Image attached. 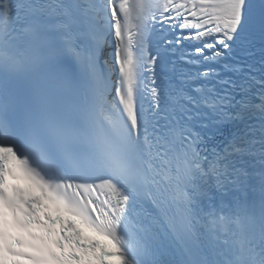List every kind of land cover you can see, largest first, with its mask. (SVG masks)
Returning <instances> with one entry per match:
<instances>
[{"label":"snow or ice","instance_id":"obj_1","mask_svg":"<svg viewBox=\"0 0 264 264\" xmlns=\"http://www.w3.org/2000/svg\"><path fill=\"white\" fill-rule=\"evenodd\" d=\"M0 264H264V0H0Z\"/></svg>","mask_w":264,"mask_h":264}]
</instances>
